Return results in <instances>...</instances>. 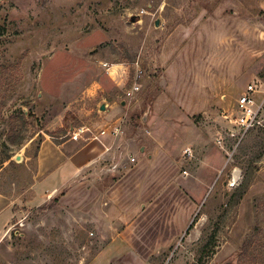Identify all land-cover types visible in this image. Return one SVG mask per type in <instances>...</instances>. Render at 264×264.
Listing matches in <instances>:
<instances>
[{
  "label": "rangeland",
  "instance_id": "rangeland-1",
  "mask_svg": "<svg viewBox=\"0 0 264 264\" xmlns=\"http://www.w3.org/2000/svg\"><path fill=\"white\" fill-rule=\"evenodd\" d=\"M255 78L264 0H0V264H264V131L229 120ZM71 122L121 132L30 205Z\"/></svg>",
  "mask_w": 264,
  "mask_h": 264
},
{
  "label": "crops",
  "instance_id": "crops-1",
  "mask_svg": "<svg viewBox=\"0 0 264 264\" xmlns=\"http://www.w3.org/2000/svg\"><path fill=\"white\" fill-rule=\"evenodd\" d=\"M108 73L113 80L121 76L119 68H114V66L108 70ZM253 80H259L264 84V79L255 78ZM103 104L104 101L99 103L98 107ZM106 105L108 107L103 113H106L107 117L113 116L116 110L115 103H106ZM102 141L104 145L92 140L89 141L90 143L81 145L86 142H75L69 138L57 143L51 138H44L36 151L37 159L31 187L34 200L30 202V205H39L49 197L56 195L75 181L84 168L104 157L105 148L111 146L112 141L108 136L102 138ZM76 143L80 146L77 147ZM18 218H20V213L14 208V202L0 193V243L7 238Z\"/></svg>",
  "mask_w": 264,
  "mask_h": 264
},
{
  "label": "built area",
  "instance_id": "built-area-1",
  "mask_svg": "<svg viewBox=\"0 0 264 264\" xmlns=\"http://www.w3.org/2000/svg\"><path fill=\"white\" fill-rule=\"evenodd\" d=\"M108 69V67L106 66ZM138 88H134L136 91ZM128 97L132 96V92H128ZM236 112L229 120L235 127L239 129L241 139H243L248 132L260 128L264 131V84L259 80L251 81L243 91L235 106ZM227 118V117H226ZM121 131L115 128L112 132L106 129L95 131L89 126H80L73 128L69 134L70 139L75 142H89L91 140H100L105 135H118Z\"/></svg>",
  "mask_w": 264,
  "mask_h": 264
},
{
  "label": "trees",
  "instance_id": "trees-1",
  "mask_svg": "<svg viewBox=\"0 0 264 264\" xmlns=\"http://www.w3.org/2000/svg\"><path fill=\"white\" fill-rule=\"evenodd\" d=\"M22 114H23V115H25V113H24V112H22ZM65 120L67 121V117H66V119H65ZM72 124H73L72 122H71V125L69 124V131H70V130H71V128H72ZM73 127H74V125H73ZM69 131H68V132H69ZM65 132H66V131H65ZM65 132H64V134H66ZM43 139H44V137L42 138L41 142L43 141ZM57 143H59V142H57ZM38 149H39V147L37 148V151H38ZM33 159H34V162H35V161H36V159H37V152L35 153V155H34ZM0 193H1V194H4V195H6V194H5L4 192H2L1 190H0ZM6 196H7V195H6ZM209 247H210V245H207V246H206L205 250H203V251H204V253H205V251H207V249H208ZM246 247H247V246H246ZM246 247H245V248H246Z\"/></svg>",
  "mask_w": 264,
  "mask_h": 264
},
{
  "label": "water",
  "instance_id": "water-1",
  "mask_svg": "<svg viewBox=\"0 0 264 264\" xmlns=\"http://www.w3.org/2000/svg\"><path fill=\"white\" fill-rule=\"evenodd\" d=\"M132 21L134 22L135 19H132ZM156 26H159V22L156 23ZM105 109H106V106H105V105H102V106H101V110H102V111H105ZM17 160H20V157H18Z\"/></svg>",
  "mask_w": 264,
  "mask_h": 264
}]
</instances>
